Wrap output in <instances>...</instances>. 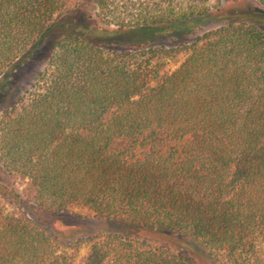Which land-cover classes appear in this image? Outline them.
Masks as SVG:
<instances>
[{"label": "trees", "instance_id": "1", "mask_svg": "<svg viewBox=\"0 0 264 264\" xmlns=\"http://www.w3.org/2000/svg\"><path fill=\"white\" fill-rule=\"evenodd\" d=\"M164 4L118 21V32L186 36V24L222 11ZM98 6L105 23L115 18V3ZM76 9V0H0V79ZM257 23L235 19L173 46L147 40L124 49L102 27L61 32L32 90L0 112V167L25 182L28 201L46 213L78 210L172 233L211 264H264V28ZM116 137L129 142L113 150ZM20 203L0 185V264H197L120 232L53 234L8 211Z\"/></svg>", "mask_w": 264, "mask_h": 264}, {"label": "rangeland", "instance_id": "2", "mask_svg": "<svg viewBox=\"0 0 264 264\" xmlns=\"http://www.w3.org/2000/svg\"><path fill=\"white\" fill-rule=\"evenodd\" d=\"M169 1L171 0H109L110 3H115V6L110 9L115 18L111 17L105 23L103 12L98 6V0H76L77 9L65 20L54 21L50 36H47L46 40L37 49H34V53L32 52L21 60L22 63L20 62L21 64L13 72L9 71L0 79V112L15 103L19 97L24 96L32 90L37 75L47 66V53L51 38L59 35L61 32L85 30L90 25L94 27L95 31L98 27H102L105 30L111 31L109 36L112 39L113 46L117 49H124L144 43L147 40L159 45L173 46L190 39L192 36L201 35L235 19L245 20L247 23H257L258 20H261L263 23H261V27L264 28V8L254 0H241L237 3L228 2V0H172V2H178L183 8L198 5L210 7L213 11L218 9L222 11L197 23L186 24L185 28L190 30L186 36L183 33L181 35L174 33L171 37L159 38L146 34V32H118V27L120 26L117 24L118 21L128 22L143 11L145 7L149 6L151 8L153 5L165 7L166 4L164 3H169ZM123 7H126V9ZM101 31L98 32L102 33ZM120 33H123V35L121 36ZM128 142L127 138L116 137L112 141L111 149H122ZM142 151L141 148H136L135 155L140 157ZM0 185L9 192L17 194L21 199L19 206L9 205L8 211L24 213L31 219L43 222L53 234L62 236L63 233L76 238L95 236L99 233L120 232L127 236L146 240L150 246L167 247L173 252H181L182 255L197 264H211L205 255L198 253V249L192 248L191 250H187L182 248L179 237L172 233L126 227L116 221L88 219L85 218L84 211L78 210L65 214L46 213L28 201L25 192L26 183L9 176L1 167ZM92 244L93 242H87L83 245L79 253L80 257L86 256L89 253ZM56 245L59 251L64 249V246L58 241H56Z\"/></svg>", "mask_w": 264, "mask_h": 264}]
</instances>
